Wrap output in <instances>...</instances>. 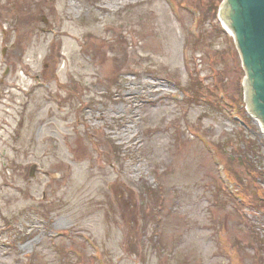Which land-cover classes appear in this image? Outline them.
<instances>
[{"label":"rangeland","instance_id":"rangeland-1","mask_svg":"<svg viewBox=\"0 0 264 264\" xmlns=\"http://www.w3.org/2000/svg\"><path fill=\"white\" fill-rule=\"evenodd\" d=\"M225 1L0 0V264H264Z\"/></svg>","mask_w":264,"mask_h":264},{"label":"water","instance_id":"water-1","mask_svg":"<svg viewBox=\"0 0 264 264\" xmlns=\"http://www.w3.org/2000/svg\"><path fill=\"white\" fill-rule=\"evenodd\" d=\"M225 9L231 21L224 18L238 33L240 51L248 68L246 97L250 108L264 117V0H228Z\"/></svg>","mask_w":264,"mask_h":264},{"label":"trees","instance_id":"trees-1","mask_svg":"<svg viewBox=\"0 0 264 264\" xmlns=\"http://www.w3.org/2000/svg\"><path fill=\"white\" fill-rule=\"evenodd\" d=\"M217 7L215 6V8L213 7V13H212V16H213V18L215 17V14H216V9ZM205 15V14H204ZM196 84H198V82H196V81H194L193 82V86H195ZM192 87V86H191ZM190 87V88H191ZM189 88V89H190ZM234 101H238V99H234ZM239 109H240V114L242 115V117L244 116H246V111H245V109L244 108H242V107H239ZM247 120V119H246ZM249 120V119H248ZM248 120H247V122H248ZM248 151H244L245 152V156H244V159H245V161H244V164H246V165H249V164H252L253 166H255L252 162H253V159L251 160V158H250V156H249V151H253V147L252 146H250L249 145V147H248V149H247ZM255 170H256V168H255ZM259 175H261V173H258ZM255 197H256V195H255ZM256 199H258V197H256ZM262 205L264 206V202H262ZM152 215H153V212L151 211L150 212V214L148 215V217L149 218H151L152 217ZM260 240H261V238H260ZM258 264H262L261 262L260 263H258Z\"/></svg>","mask_w":264,"mask_h":264},{"label":"bare ground","instance_id":"bare-ground-1","mask_svg":"<svg viewBox=\"0 0 264 264\" xmlns=\"http://www.w3.org/2000/svg\"><path fill=\"white\" fill-rule=\"evenodd\" d=\"M227 2H228V0L225 2L224 6H223L224 7V10H226L225 7L227 5ZM222 20L224 22V26L226 27L227 31H229L230 33H233L234 35H236L237 39L239 40L238 33L233 28V25L232 26H229L228 23H227V20H225V18H222ZM247 71H248V68H247ZM247 75H248V72H247ZM246 86L249 87V75H248V79H246ZM249 108H250V101H249ZM251 113H252V115H253V117L255 119H259V121L261 123V126H262V129L264 130V118L262 116H260V115H257V112L254 109H251Z\"/></svg>","mask_w":264,"mask_h":264}]
</instances>
